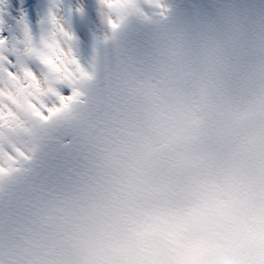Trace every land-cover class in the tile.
Listing matches in <instances>:
<instances>
[{
	"label": "clouds",
	"instance_id": "clouds-1",
	"mask_svg": "<svg viewBox=\"0 0 264 264\" xmlns=\"http://www.w3.org/2000/svg\"><path fill=\"white\" fill-rule=\"evenodd\" d=\"M177 3H105L50 123L72 187L44 180L24 136L0 146V264H264V13Z\"/></svg>",
	"mask_w": 264,
	"mask_h": 264
},
{
	"label": "snow or ice",
	"instance_id": "snow-or-ice-1",
	"mask_svg": "<svg viewBox=\"0 0 264 264\" xmlns=\"http://www.w3.org/2000/svg\"><path fill=\"white\" fill-rule=\"evenodd\" d=\"M98 2L101 15L105 3L113 6V0ZM25 3L31 7L27 0ZM73 12L80 14L82 9L67 8L64 0H47V9L37 22L38 33L33 34L26 13L20 11L13 17L8 0H0V87L14 89L15 102L21 110L40 119L59 110L46 102L41 107L44 97L54 95L58 97L57 104L62 105L65 95L59 89H70L75 77L83 74L73 53L74 36L67 28ZM32 63L39 67V73L30 67Z\"/></svg>",
	"mask_w": 264,
	"mask_h": 264
},
{
	"label": "bare ground",
	"instance_id": "bare-ground-1",
	"mask_svg": "<svg viewBox=\"0 0 264 264\" xmlns=\"http://www.w3.org/2000/svg\"><path fill=\"white\" fill-rule=\"evenodd\" d=\"M8 2H11L15 9L14 17L20 11L25 12L33 34L38 33L37 22L47 9V0H27V5H31V7L26 6L25 0H8ZM90 3V0H64L67 8L80 7L82 9L80 14L73 12L67 24L68 30L74 36L73 53L82 67H86L91 62L93 52L99 47L106 32L99 6L97 9H92ZM179 4L180 0H178L177 7ZM143 32H149L143 24L135 22L130 24L125 30L124 36L128 46L142 43L146 39ZM30 67L39 73V67L35 63L30 64ZM69 76L71 77L72 73H69ZM79 76H76L75 80ZM59 90L64 95H67L69 91L67 87H62ZM16 96L17 93L14 89L0 87V146L10 144L13 140L24 136L23 143L34 157L32 167L43 169L44 164L50 160L56 148L55 137L50 131V123L62 110L57 104L58 97L54 95L44 97L41 107L46 102L53 108L58 107L59 110L48 113L47 119H40L29 114L27 110H21L15 102ZM34 99L39 100L38 97H34Z\"/></svg>",
	"mask_w": 264,
	"mask_h": 264
},
{
	"label": "flooded vegetation",
	"instance_id": "flooded-vegetation-1",
	"mask_svg": "<svg viewBox=\"0 0 264 264\" xmlns=\"http://www.w3.org/2000/svg\"><path fill=\"white\" fill-rule=\"evenodd\" d=\"M8 5H9V11L11 12V11H12V9H14V8H13V5H12V3H11V2H8Z\"/></svg>",
	"mask_w": 264,
	"mask_h": 264
}]
</instances>
